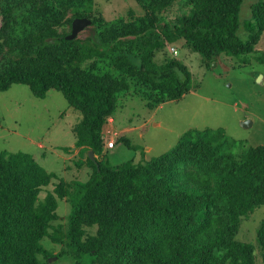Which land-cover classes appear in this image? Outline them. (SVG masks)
<instances>
[{"label":"trees","instance_id":"obj_1","mask_svg":"<svg viewBox=\"0 0 264 264\" xmlns=\"http://www.w3.org/2000/svg\"><path fill=\"white\" fill-rule=\"evenodd\" d=\"M244 1L137 0L140 16L107 20L93 0H0V91L14 83L40 98L61 91L81 114L74 147L95 155L76 162L90 169L84 181H66L29 153L0 151V264H255V246L236 235L264 207V144L236 155L224 143L237 141L222 129H190L142 161L98 158L120 97L138 95L154 108L189 92L191 73L170 46L178 55L181 41L206 66L222 53L247 61L259 53L264 0L241 20ZM83 17L94 37L66 39L63 26ZM58 199L70 204L64 217ZM256 241L264 263V216Z\"/></svg>","mask_w":264,"mask_h":264},{"label":"rangeland","instance_id":"obj_2","mask_svg":"<svg viewBox=\"0 0 264 264\" xmlns=\"http://www.w3.org/2000/svg\"><path fill=\"white\" fill-rule=\"evenodd\" d=\"M252 2L245 0L242 4L241 20L250 16ZM93 11L107 20L117 17L129 20L143 13L137 0H93ZM63 28L71 32L68 25ZM94 35L95 27L90 22L75 38L86 40ZM178 44V55L173 56L181 60L191 73L189 92L178 100L166 101L154 108L145 106L138 95L120 97L112 118L108 117L103 125L102 133L103 144L113 137L114 147H103L104 154L98 158L112 165L132 157L134 162L142 161L169 150L190 129H222L229 139L237 141L234 145L223 142L226 149L236 155L249 146L264 144V62L254 57L260 53L264 60V34L256 45L259 53L250 54L248 61L242 55L226 57L222 53L210 66L204 64L198 53L181 46V41ZM164 57L165 53L159 51L155 60L161 62ZM259 75L262 78L259 79ZM80 116L61 91L49 89L40 98L34 96L27 85L14 83L7 90L0 91V151L29 153L46 171L59 178L84 181L90 169L86 166L76 168V165L78 160H84L89 150L78 153L73 132ZM243 121H247L246 126L242 125ZM124 136L130 145L120 139ZM222 138L214 144H220L224 141ZM148 146L150 149H146ZM51 188L52 183L41 191L40 197ZM56 210L64 217L70 204L58 199ZM263 216L264 207L251 212L242 220L236 235L239 240L255 246V264H264L256 241L257 227ZM57 250L58 247L54 246L51 251L56 253ZM50 260L52 263L54 259ZM58 264L70 263L60 261Z\"/></svg>","mask_w":264,"mask_h":264},{"label":"water","instance_id":"obj_3","mask_svg":"<svg viewBox=\"0 0 264 264\" xmlns=\"http://www.w3.org/2000/svg\"><path fill=\"white\" fill-rule=\"evenodd\" d=\"M90 19L83 17V18H75L71 22V32L66 36V39H73L77 35V33L83 29L86 25L90 23ZM259 79L262 78V75L258 76ZM247 121H243L242 125L246 126ZM88 156L90 159L94 160L95 156L94 153L90 150L88 152Z\"/></svg>","mask_w":264,"mask_h":264},{"label":"built area","instance_id":"obj_4","mask_svg":"<svg viewBox=\"0 0 264 264\" xmlns=\"http://www.w3.org/2000/svg\"><path fill=\"white\" fill-rule=\"evenodd\" d=\"M169 51L172 52L173 54H176L177 53V50L174 48V47H169ZM106 146L107 147H113L114 146V141L113 140H109L107 143H106Z\"/></svg>","mask_w":264,"mask_h":264},{"label":"clouds","instance_id":"obj_5","mask_svg":"<svg viewBox=\"0 0 264 264\" xmlns=\"http://www.w3.org/2000/svg\"><path fill=\"white\" fill-rule=\"evenodd\" d=\"M172 53V52H171ZM173 54V53H172ZM177 54V53H176ZM112 117H110V119H111ZM107 120H108V118H107ZM102 133H103V129H102ZM103 137V136H102ZM104 140V139H103ZM112 140L114 141V138L112 137ZM108 142V141H107ZM114 144H115V141H114ZM114 147V146H113ZM113 147H107L106 146V143H105V145H104V148H108V149H110V148H113ZM95 156V155H94ZM262 259V258H261Z\"/></svg>","mask_w":264,"mask_h":264},{"label":"crops","instance_id":"obj_6","mask_svg":"<svg viewBox=\"0 0 264 264\" xmlns=\"http://www.w3.org/2000/svg\"><path fill=\"white\" fill-rule=\"evenodd\" d=\"M111 149V148H110ZM146 149H150V147L148 146V147H146Z\"/></svg>","mask_w":264,"mask_h":264}]
</instances>
